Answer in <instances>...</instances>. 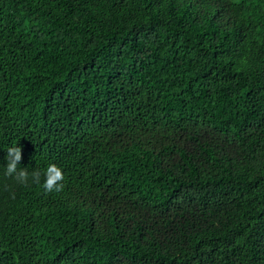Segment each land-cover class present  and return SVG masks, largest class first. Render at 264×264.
<instances>
[{
	"label": "trees",
	"instance_id": "1",
	"mask_svg": "<svg viewBox=\"0 0 264 264\" xmlns=\"http://www.w3.org/2000/svg\"><path fill=\"white\" fill-rule=\"evenodd\" d=\"M0 264H264V0H0Z\"/></svg>",
	"mask_w": 264,
	"mask_h": 264
},
{
	"label": "clouds",
	"instance_id": "2",
	"mask_svg": "<svg viewBox=\"0 0 264 264\" xmlns=\"http://www.w3.org/2000/svg\"><path fill=\"white\" fill-rule=\"evenodd\" d=\"M5 158L7 160L5 175L12 176L21 184H27L29 176L31 175L32 182L40 184L41 173L39 171H33L29 174L25 168L18 169L19 162L22 159V151L20 147L16 145L8 147ZM43 175V188L46 192H60L63 190L64 174L61 168L55 163H49Z\"/></svg>",
	"mask_w": 264,
	"mask_h": 264
}]
</instances>
